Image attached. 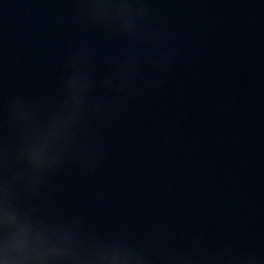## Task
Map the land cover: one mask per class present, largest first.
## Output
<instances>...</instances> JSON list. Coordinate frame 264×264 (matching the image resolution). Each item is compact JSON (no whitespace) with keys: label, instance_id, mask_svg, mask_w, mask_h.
<instances>
[{"label":"water","instance_id":"obj_1","mask_svg":"<svg viewBox=\"0 0 264 264\" xmlns=\"http://www.w3.org/2000/svg\"><path fill=\"white\" fill-rule=\"evenodd\" d=\"M0 264H264V0H0Z\"/></svg>","mask_w":264,"mask_h":264}]
</instances>
